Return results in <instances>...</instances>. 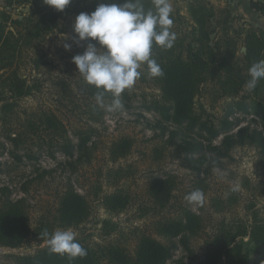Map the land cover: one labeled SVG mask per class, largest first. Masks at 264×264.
Returning <instances> with one entry per match:
<instances>
[{"label":"trees","instance_id":"obj_1","mask_svg":"<svg viewBox=\"0 0 264 264\" xmlns=\"http://www.w3.org/2000/svg\"><path fill=\"white\" fill-rule=\"evenodd\" d=\"M3 2L7 9L15 4L31 8L22 18L16 19L12 18L9 10H0V128L12 145L10 152L19 161L24 156L37 158L34 145L52 157L60 153L65 156L67 166L75 173L79 171V164L85 162L83 159L92 162L95 147L92 140L96 128L92 125L87 129L71 126L55 110L45 106L22 108L20 101L32 95L40 88V84L30 83L27 77L21 75L16 68L17 61L21 57L22 47L31 45L34 40L53 30L63 13H91L100 3L120 4L124 0H71L63 11H57L43 0ZM140 2L145 11H155L153 0ZM250 6L264 18L263 1L251 0ZM187 11L192 20L189 36H181L178 30L186 18L177 9L171 14L173 25L170 31L176 34L173 47L164 49L153 43L151 58L160 65L163 76H150L146 62L138 69L141 72L139 80L153 82L160 90V97L152 100L147 108L158 112L165 122L177 128H185L203 139L175 144L178 155L185 152L187 159L188 156L191 157L189 161H204L210 154L216 161L228 157L236 146H251L258 150L259 167L264 178V80L259 81L255 90L249 92L246 89L248 69L254 62L264 60V28L250 25L246 29L242 36L246 51L240 55L238 40L228 34L230 24L236 20L230 8H220L218 11L207 0H187ZM82 42L86 47L87 41ZM84 50L77 48L78 54ZM42 58L40 56L34 59L33 63L37 68L48 64ZM208 86L217 96L231 99L227 103L226 113L218 122L203 119L197 113L196 97ZM78 88L83 99L90 100L84 112L88 114V120L100 121L103 112L96 104L98 90L88 84L83 76L79 78ZM111 93L104 92L103 98ZM236 111L258 118L259 121H254L259 126H241L242 119L235 117ZM177 134L178 131L172 132L173 136ZM221 136V143L213 144ZM0 147L4 151L5 143L0 142ZM131 147L130 139L121 138L112 143L110 155L113 160L125 157ZM195 156L197 157L194 158ZM109 173L111 177L118 178L121 169H112ZM176 187L174 176L153 178L148 193L154 209L162 211L171 208ZM259 187L264 191V179ZM28 190L29 188H24L25 193ZM97 198L113 213L124 211L130 204L129 195L122 189ZM232 199L231 197L230 202ZM215 206L217 211L226 208L218 199ZM90 214L91 202L88 195L79 192L71 179L58 192L55 204L41 209L35 224L31 221L28 199L12 198L10 188L2 186L0 246L17 248L32 243L39 246L33 253L12 256L13 264H165L177 246L175 239L180 238L182 244L190 250L189 237L199 234L204 227L203 216L186 205L179 213L162 214L156 218L155 231L167 243L151 234H142L133 251H129L118 242L90 244L75 236L87 250L86 256L70 259L67 255L49 251L45 233L77 228L88 220ZM250 218V228L236 220L220 222L208 240L201 264H264V215L260 210H253ZM113 231L115 230L110 229L106 234L110 235ZM246 236H249L254 245V256L244 249L243 238Z\"/></svg>","mask_w":264,"mask_h":264},{"label":"rangeland","instance_id":"obj_2","mask_svg":"<svg viewBox=\"0 0 264 264\" xmlns=\"http://www.w3.org/2000/svg\"><path fill=\"white\" fill-rule=\"evenodd\" d=\"M3 1L0 0V10H9L15 19L22 18L31 9L30 6L17 4L7 9ZM207 1L218 11L220 8H230L236 17L230 24L228 34L238 40L241 55L246 51L242 36L250 25L264 28L263 16L260 13L238 12L235 0ZM169 3L173 11L179 9L185 16L186 19L178 30L181 36H189L192 20L187 11V0H169ZM77 15L72 12L63 13L53 30L34 40L31 45H24L16 68L30 83L40 84V88L32 95L20 101L22 108L45 106L55 110L71 126L87 129L92 125L96 128L92 140L95 142L92 162L83 159L85 162L79 164V171L74 173L67 166L65 156L60 153L56 157L49 156L35 145L33 148L37 158L24 156L19 161L11 154L12 145L0 128V142H4L6 147L4 151L0 147V153L3 151L0 155V187H9L14 199H28L31 221L35 224L41 209L53 206L58 192L71 179L79 192L88 195L91 214L79 227L66 230L72 231L87 243L118 242L129 251H133L142 234H151L167 243L155 231L156 218L162 214L179 213L187 205L203 216V230L189 237L190 250L182 244L180 238L175 239L177 246L165 264H201L208 240L220 222L236 220L250 228L253 210H260L264 215V191L259 187L264 178L259 167L258 150L247 145L236 146L228 157L216 161L210 154L204 161H189L191 157L188 156L187 159L185 152L178 155L175 144H181L185 140H199V136L165 122L158 112L148 109L150 102L160 97V90L153 82L139 79L119 97L111 93L101 102L97 101L103 116L98 122L88 120V114L84 112L90 100L83 99L80 94L78 86L82 75L72 61V57L79 53L77 48H86L82 41L75 42L73 23ZM65 44L70 45V48L66 49ZM40 56L48 64L37 68L33 62ZM117 98L123 105L122 108H114ZM230 101L231 99L217 96L211 87H205L196 97L197 113L203 119L218 122L226 113L227 103ZM235 117L242 119L241 126H259L254 121L259 119L253 115L236 111ZM174 131H178V134L173 136ZM121 138L132 141L131 150L125 157L113 160L110 147ZM222 138L223 136L214 140L213 144H220ZM112 169H121V175L118 178L111 177L109 172ZM168 175L174 176L177 185L173 206L157 211L151 203L148 187L153 178ZM24 188H29L27 193ZM233 188L236 190L233 191ZM116 189H122L130 197V204L119 213L107 210L97 198ZM194 190L203 193L202 202L190 203L186 199ZM231 197L233 199L230 202ZM217 199L226 206L225 210L217 211ZM110 229L115 231L107 235ZM243 244L244 249L254 256V245L249 236L243 238ZM38 247L36 243L17 248L0 246V264H13L12 256L33 253Z\"/></svg>","mask_w":264,"mask_h":264},{"label":"clouds","instance_id":"obj_3","mask_svg":"<svg viewBox=\"0 0 264 264\" xmlns=\"http://www.w3.org/2000/svg\"><path fill=\"white\" fill-rule=\"evenodd\" d=\"M44 3L63 11L71 0H44ZM153 7L155 11H145L140 0L100 3L91 13L80 12L75 17V42L87 41V46L83 53L73 56L72 61L85 81L98 90V102L102 101L104 92L110 91L119 97L125 89L131 88L141 76L138 69L142 63H147L150 76H163L162 68L151 58V50L153 43L164 49L173 47L176 39L175 32L170 31L173 8L169 0H153ZM64 47L67 49L70 45ZM248 76L246 89L251 92L264 80V60L254 62ZM122 107L117 98L114 108ZM186 199L190 203L202 202L203 193L194 190ZM45 235L52 253L67 255L70 259L87 255V250L70 230Z\"/></svg>","mask_w":264,"mask_h":264},{"label":"crops","instance_id":"obj_4","mask_svg":"<svg viewBox=\"0 0 264 264\" xmlns=\"http://www.w3.org/2000/svg\"><path fill=\"white\" fill-rule=\"evenodd\" d=\"M260 1L264 2V0H260ZM235 2H236L235 7L238 10V12H241V13H247V12L258 13L251 8V6H250L251 0H235Z\"/></svg>","mask_w":264,"mask_h":264},{"label":"water","instance_id":"obj_5","mask_svg":"<svg viewBox=\"0 0 264 264\" xmlns=\"http://www.w3.org/2000/svg\"><path fill=\"white\" fill-rule=\"evenodd\" d=\"M244 50H245V48H244Z\"/></svg>","mask_w":264,"mask_h":264}]
</instances>
